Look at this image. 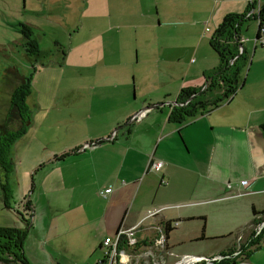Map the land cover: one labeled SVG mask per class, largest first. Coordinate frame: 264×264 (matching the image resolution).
Returning a JSON list of instances; mask_svg holds the SVG:
<instances>
[{
    "label": "rangeland",
    "instance_id": "374dc122",
    "mask_svg": "<svg viewBox=\"0 0 264 264\" xmlns=\"http://www.w3.org/2000/svg\"><path fill=\"white\" fill-rule=\"evenodd\" d=\"M253 1L256 11L264 4V0ZM247 11H251L249 0H0V68H15L31 79L32 92L26 124L30 135L16 141L3 158L10 180L7 184L4 178L0 185V228L26 227L24 216L31 220V230L36 223L31 240L39 242L61 235L78 219L80 224L78 203L85 198L78 196V189L39 195L46 176L51 174L48 186L66 174L54 170L51 161L55 157L47 160L50 154L58 151L59 156L85 143L93 145L101 141L96 137L105 140L101 145L111 144L118 132L119 142L123 128L112 136L115 129L107 121V110H169L168 104L179 91L192 85L203 87L201 69L218 59L210 39L226 15ZM242 27L243 37H251L255 43L258 21L252 16ZM6 87L4 83L0 93L2 117L10 105ZM102 112L105 115L98 118L96 114ZM13 146L17 151H12ZM5 167L0 165L6 173ZM85 197L94 199L93 190ZM93 202L98 206L99 198ZM27 203L33 211H27ZM221 210L233 219L231 208ZM82 215L87 216L85 211ZM263 222L255 232L264 228ZM91 223L89 230L78 231L76 253L53 254L49 261L44 258L45 264H110L104 249L101 260L89 262L86 258L90 238L98 230V223ZM163 229L157 227L144 243L139 238L135 249L123 248L129 257L124 259L126 264H240L245 259L232 255L220 263L212 258L216 245H231L233 239L227 236L218 243L195 245L203 251L193 252L209 261H178L172 258L167 239L159 243ZM212 231H220L219 225L215 223ZM249 243L250 239L243 244L248 251H242L247 262L264 264V235L258 245L248 248ZM50 245L53 243L44 244L51 253Z\"/></svg>",
    "mask_w": 264,
    "mask_h": 264
},
{
    "label": "crops",
    "instance_id": "0c3cea01",
    "mask_svg": "<svg viewBox=\"0 0 264 264\" xmlns=\"http://www.w3.org/2000/svg\"><path fill=\"white\" fill-rule=\"evenodd\" d=\"M249 1L253 4L251 14H257L256 2ZM258 30L259 21L255 39ZM242 31L243 27L240 29L243 47L251 56V62L246 69L244 84L223 106L185 125L169 121L170 103L169 110H107V121L115 129L112 136L123 128L124 134L119 142L116 143L118 132L110 139L114 143H85L71 158L51 161L56 165L54 170L61 169L66 174H60L48 186L51 174L46 176L38 190L40 197L78 189V196L81 194V199L85 198L78 203V217L82 222L78 224V219L61 235L48 240L39 239V242L31 240L32 231L37 226L35 223L24 246L31 264H42L40 259L45 264L44 258L49 261L53 254L76 253L78 231L89 230L92 221L98 223V230L95 228L97 234L90 238L86 257L89 262L101 260L104 240L115 236L122 227H139L138 237L144 243L157 227L163 226L166 234L167 223L172 229L167 243L172 258L178 261L185 257H204L193 252L203 251L195 245L208 241L218 243L227 236L233 239L231 245H216L212 258L232 250L237 256L244 250V242L247 243L256 230L254 219L263 218L262 215L254 216V210L264 211V47L256 40L254 43L251 37H243ZM218 65L216 59L201 69L205 85V74ZM25 80L26 76L15 68H0V93L5 83L10 104L6 118L0 114V136L17 131L22 125L19 114L11 107V98ZM205 85L188 88H204ZM179 93L173 102L177 101ZM31 96L27 100L28 106ZM142 112H146L144 117L134 120ZM104 115L105 112L96 114L98 118ZM29 132L27 128L20 139L29 137ZM96 138L105 141L100 139L102 137ZM12 151L17 148L13 146ZM58 154L53 151L47 160ZM64 163L69 164L65 167ZM157 163H162L160 171L152 168ZM9 175L0 168V185L4 178L9 184ZM243 180L249 182L248 187L240 186ZM33 187L35 193L37 184ZM91 190L94 199L85 197ZM98 193L105 195L100 198ZM98 198L100 206H95L93 201ZM47 203L53 205L49 200ZM2 207L0 194V211ZM223 207L232 209L233 219L221 210ZM151 210H161V213L147 218ZM84 211L87 216L82 215ZM215 223L220 231H212ZM46 242L53 243L49 246L50 255L44 246ZM236 242L240 245L237 246Z\"/></svg>",
    "mask_w": 264,
    "mask_h": 264
},
{
    "label": "trees",
    "instance_id": "16d2710c",
    "mask_svg": "<svg viewBox=\"0 0 264 264\" xmlns=\"http://www.w3.org/2000/svg\"><path fill=\"white\" fill-rule=\"evenodd\" d=\"M250 6L251 11H253V4H250ZM251 11H247L244 14H228L223 18L209 43L218 56L219 65L205 74L206 85L204 88H187L180 91L176 101L180 105L169 106L170 122L185 125L198 116L210 113L223 106L233 99L240 90L245 81L246 69L251 62V56L243 47L240 29L243 23L253 16L259 21V30L256 38L260 39L262 24H264V4L258 7L257 14L249 15ZM31 94V79L26 78L24 83L14 91L11 98V107L19 114L22 125L17 131L7 132L0 136V165L5 167L4 164H6L5 171L7 172L10 171L8 170L7 162L4 163L3 158L4 155L8 154L11 146L27 131L26 124L30 120L31 115L27 100ZM262 130L264 131V125ZM102 143H104L103 140L96 142L95 145ZM78 152L79 149L63 153L55 156L53 161H63L78 154ZM26 209L27 211H33L31 203L26 204ZM253 213L256 217L258 215L264 217V211L257 212L254 210ZM21 218L27 224L25 229L0 228V264H31L25 254L24 246L32 223L31 220H26L24 216H21ZM262 222V218L254 219L256 226H259ZM165 229L166 239L168 240L172 231L169 223L166 224ZM262 235H264V228L260 232L254 231L248 248L258 245ZM124 247V244L121 245L119 250H123ZM233 251L223 254V260L231 259L229 257L233 255ZM241 252L239 255L245 256V259H242L240 264H249L247 263L246 255Z\"/></svg>",
    "mask_w": 264,
    "mask_h": 264
},
{
    "label": "built area",
    "instance_id": "2783aa9c",
    "mask_svg": "<svg viewBox=\"0 0 264 264\" xmlns=\"http://www.w3.org/2000/svg\"><path fill=\"white\" fill-rule=\"evenodd\" d=\"M207 31L209 32L210 30L207 29ZM258 43L261 44L262 47H264V24H262V28H261V33H260V39L258 40ZM146 114V112L141 113L139 116L136 117V119L134 120H140L142 117H144V115ZM154 170L156 171H160L162 168V163H157L154 164L152 167ZM162 183H165V181L162 180ZM249 182L247 180H243L240 182V186H242L243 188L248 187ZM103 195H105L104 193H102ZM159 213H161V210H151L148 211L147 213V218H153L156 215H158ZM138 228L137 226L133 227V228H121L117 234L113 237H107L103 244H102V248L104 249L105 252V257H106V261H109L110 264H114V260H116L115 264L121 263V264H126L128 263V261H124V259L129 258L126 255V249H135L137 248V246L140 244V240L138 237ZM164 236L161 237L159 243H164L166 241L165 238V232L164 229L162 230ZM158 242V241H157ZM124 244V248L123 250H119L120 246ZM184 259L188 260L190 263L193 261H209L208 258H204V257H185ZM214 259L217 260H222L223 257H216ZM105 261H99L98 264H104ZM208 263V262H207Z\"/></svg>",
    "mask_w": 264,
    "mask_h": 264
},
{
    "label": "water",
    "instance_id": "95a60500",
    "mask_svg": "<svg viewBox=\"0 0 264 264\" xmlns=\"http://www.w3.org/2000/svg\"><path fill=\"white\" fill-rule=\"evenodd\" d=\"M256 42H258V38H256ZM171 105H180V104H178L177 102H172V103H170ZM182 106V105H181ZM153 107H149V108H147L146 110H149V109H152ZM155 108H157V107H155ZM143 113V112H142ZM141 113H139V114H137L135 117H134V119H136V117L137 116H139ZM94 145V144H93Z\"/></svg>",
    "mask_w": 264,
    "mask_h": 264
},
{
    "label": "flooded vegetation",
    "instance_id": "af4514ba",
    "mask_svg": "<svg viewBox=\"0 0 264 264\" xmlns=\"http://www.w3.org/2000/svg\"><path fill=\"white\" fill-rule=\"evenodd\" d=\"M264 227V224L262 225V227L261 228H263Z\"/></svg>",
    "mask_w": 264,
    "mask_h": 264
}]
</instances>
